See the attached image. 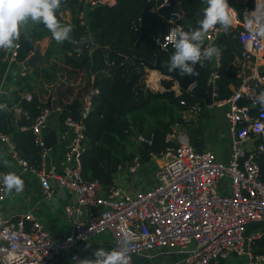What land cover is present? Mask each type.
Instances as JSON below:
<instances>
[{
  "label": "built area",
  "instance_id": "2783aa9c",
  "mask_svg": "<svg viewBox=\"0 0 264 264\" xmlns=\"http://www.w3.org/2000/svg\"><path fill=\"white\" fill-rule=\"evenodd\" d=\"M79 1L83 4L78 13L81 26L86 25V16L91 9L113 7L117 2ZM156 1L159 3L151 12L171 10V0ZM229 7L236 11L239 23L226 31L222 26H215L203 40L204 49H216L211 58L205 57L215 67L220 64L218 42L222 35L235 33L241 45V52L233 63L240 84L230 97L215 101L216 74L212 73L209 80L212 105L225 108L224 118L230 138L228 159L223 162L210 151L194 148L189 128L200 113V108L195 106L183 111L182 121L173 124L166 134L165 149L159 154H149L147 160L158 161L152 187L131 192L119 187L115 179L110 186L97 181L87 182L82 177L79 154L85 141L84 119L91 111V98L97 91L88 92L79 101L76 117H67L63 122L72 139L60 170L48 164L44 130L51 115L61 109L53 111L46 106L29 125L34 144L39 148L35 167L28 166L18 157L10 136L0 132V142L11 151L17 166L38 180L43 200L48 201L54 196L56 189L71 194L70 200L62 207L63 218L70 224L71 231L62 241H56L31 212L18 214L12 219H0V264L102 261L105 256L92 260L78 252L72 253L68 262L62 260L69 247L106 233L111 242L104 253L123 252L131 258L129 264L136 257L152 259L166 255H181L176 264H220L229 257L242 259L245 264H264V251L258 245H264V127H261L264 126V74L254 71L257 67L255 61L264 60V39L258 35L252 38L255 30L264 25V4L263 0H253V9L245 19H241L234 6ZM162 17L167 31L157 38L156 43L165 50L173 47L165 39L171 31L178 26L184 31V15L176 9ZM248 22H251V29L245 27ZM18 39H11L9 61H16ZM179 87L175 81L172 89L178 94ZM186 90L190 91L191 86ZM23 98L30 101L32 96L26 93ZM243 100L246 102L240 103ZM181 105L185 103L181 102ZM9 110L16 121L26 122V113L17 103H13ZM134 140L139 145L150 144L140 135ZM142 159L140 154L133 158L126 166L128 175L137 173ZM9 177L0 171V201L16 190V186L11 190L7 188Z\"/></svg>",
  "mask_w": 264,
  "mask_h": 264
},
{
  "label": "trees",
  "instance_id": "16d2710c",
  "mask_svg": "<svg viewBox=\"0 0 264 264\" xmlns=\"http://www.w3.org/2000/svg\"><path fill=\"white\" fill-rule=\"evenodd\" d=\"M171 10L151 9L158 5L156 0H117L113 7L99 6L87 13V23L81 26L78 13L83 4L79 0H59L54 14L59 29L71 25L65 39L57 42L52 32L51 49L47 54V62L54 59L70 77L79 78L84 87L81 92L74 93L69 84L59 82L53 75H45L36 68L22 79L23 93H30V101L23 97L12 102L0 101V132L11 137L18 157L28 166L35 167L39 160V148L35 146L29 125L39 115L42 108L50 102L56 119L64 122L67 117H76V111H68L70 99L81 100L91 91H97L91 98V111L84 119L85 141L79 154L82 177L87 182L97 181L110 186L120 167L130 164L140 154L141 163L149 158V154H159L165 147V136L173 124L182 121V113L195 106L200 111L205 103L197 93H207L210 89L211 74H216L214 84L217 88L215 101H222L232 94L231 87H238L240 79L233 66L241 52L235 33L227 32L220 38L218 49L220 64L215 67L210 59H206L204 42L191 40L200 46V59L197 60L194 86L196 93L179 87V93L172 89L176 77H191L182 67L174 66L172 57L176 49L172 46L163 50L156 43L160 35L167 31L163 15L169 11L180 9L184 15V32L190 36L202 30L200 21L208 7L206 0H171ZM237 10L241 19H245L253 9L252 0H227ZM264 4V0H263ZM66 7L70 13V21L61 16V8ZM198 28L192 31V25ZM215 26L221 27L217 23ZM16 61L23 63L34 50V41L20 35L18 39ZM46 63V62H44ZM188 67L195 68L192 61H186ZM158 68L166 73L167 78L161 80L164 91H152L146 87L148 71ZM172 69V72L168 70ZM41 81V82H40ZM42 81L51 82L54 91L51 96L42 95ZM58 82V83H57ZM32 83L35 86L31 87ZM65 84V85H64ZM28 85V86H27ZM65 86V87H64ZM39 92V93H38ZM45 94H48L45 92ZM184 102L185 105H181ZM246 100L240 103H245ZM17 103L27 116L24 129L15 127L12 112L9 110ZM2 104L6 106L3 107ZM193 124L191 121L190 126ZM142 136L150 144L134 140ZM264 251L263 243H258Z\"/></svg>",
  "mask_w": 264,
  "mask_h": 264
},
{
  "label": "crops",
  "instance_id": "0c3cea01",
  "mask_svg": "<svg viewBox=\"0 0 264 264\" xmlns=\"http://www.w3.org/2000/svg\"><path fill=\"white\" fill-rule=\"evenodd\" d=\"M60 16L64 20L70 21V13L68 10H66V7L61 8ZM40 27H43L44 30L40 29ZM197 28L198 26L196 24L192 25L191 29L193 31ZM20 33L27 38H32L34 41V50L28 55L27 59L33 55L36 49L39 50V55L42 57V59L38 60L34 67L25 69L22 66V63L8 60V55H10V50L13 45L12 40L11 46L5 45L0 47V101L12 102L18 97L22 98L25 95V93H23L21 90L24 86L22 79L26 76V73H30L35 68L39 72H42V74L53 75L57 81H63V83L69 84V89L73 91V96L74 93L82 91L84 84L79 78L70 77L71 80L67 81L66 78L68 74L62 65L56 62L54 59H51L47 62L46 57L51 49V34L48 32L47 26L44 23L33 21L29 17L25 22H22ZM255 64L257 67L254 69V71L264 74V60L259 58L257 61H255ZM166 78L167 76L161 74L155 69L149 70L147 79L145 80L146 87L152 91L162 92L164 91V88L161 86V80ZM53 84L54 83L42 81L40 92L45 91L48 93H42L43 96H51L54 91ZM33 86H35V83H32L31 87ZM234 88L235 87H231V90L233 91ZM70 100V103H72L74 100L80 101L76 99V97H72ZM224 111L225 108L223 107L219 108L214 107L213 105H205V108H203L200 113L195 116L193 124L189 128V135L194 148L198 151H210L223 162L228 159L230 141L227 122L224 118ZM13 122L15 127L19 129H24V127L27 125V122H24L25 125L19 126L21 122H18L15 119ZM52 130L55 132L56 144L48 149L47 161L48 164L54 165L60 170L62 169V165L66 160L67 147L71 142L72 135L65 129L63 123L56 119L55 115H51L48 127L46 130H44V137L47 136ZM149 161L150 160H144L141 163L137 171L139 174L147 175L149 170L144 164H147ZM126 166L119 169L114 176L117 184L123 190L134 192L138 190H144L148 185H150V187L154 185V179L153 181L149 180V184L145 183V181L148 179H144L141 187L135 188L132 185V182L127 181V179L125 181L124 179L125 175H127ZM157 167L158 166H156V169ZM0 171L4 172L10 177L20 179L23 183V188L21 191L18 192L15 190L5 199V201H0V219H12L18 214L31 212L33 217L42 223L44 228L53 236L56 241H62L69 235L71 227L70 224L63 218L62 214L63 204L69 201L71 198V194L68 191L56 190L54 195H59L58 201L55 199L51 200L52 197L48 201L43 200L38 180L33 175L23 172L22 169L17 166L11 151L4 143L1 142ZM14 194H17L16 197L13 196ZM52 214H55L56 216H53ZM256 227L261 228V226ZM250 230L251 227L249 228V231ZM110 242V235L106 233L98 235L87 242L77 243L73 247H69L64 251L62 261L68 262L70 255L77 252L88 257L89 259L94 260L96 257H98V252L101 250L103 252L107 250ZM139 258L140 257L134 258L132 264H139ZM178 261H180V259L175 262H168L166 264H176ZM220 264H245V262L237 257H229Z\"/></svg>",
  "mask_w": 264,
  "mask_h": 264
},
{
  "label": "clouds",
  "instance_id": "9594fccd",
  "mask_svg": "<svg viewBox=\"0 0 264 264\" xmlns=\"http://www.w3.org/2000/svg\"><path fill=\"white\" fill-rule=\"evenodd\" d=\"M208 7L204 11V18L200 21L202 30L195 31L191 36L184 32L182 27L178 26L173 29L169 36L165 39L173 44L176 49L175 55L172 57L174 66L184 69L180 75L187 73L189 76L198 75L193 72L192 67H188L186 61L195 63L200 59V46L194 45L190 40L203 41L210 30L215 28L217 23L221 24L226 31L230 26L239 23L236 19L237 13L233 8L229 7L227 0H206ZM59 0H0V47L5 45L11 46V39L19 37V27L29 17L36 22H42L47 29L52 32L53 38L59 42L66 38L67 32L71 30V25L67 28L59 29V23L54 14V10L58 8ZM42 18V21H41ZM245 27L251 29V22L245 24ZM264 39V25L255 30L256 36ZM180 39L177 40L176 37ZM214 47L205 49V55L211 58L215 52ZM172 72V69L168 70ZM264 127V126H261ZM9 190L16 186L19 192L23 188V183L18 178L9 177L6 180ZM98 256H105L104 260L95 262L83 260L81 264H129L130 257H126L123 252L112 251L110 254L104 253L102 250L97 253Z\"/></svg>",
  "mask_w": 264,
  "mask_h": 264
},
{
  "label": "water",
  "instance_id": "95a60500",
  "mask_svg": "<svg viewBox=\"0 0 264 264\" xmlns=\"http://www.w3.org/2000/svg\"><path fill=\"white\" fill-rule=\"evenodd\" d=\"M42 57L39 55V50L36 49L35 52L33 53V55H31L28 59H26L23 63L22 66L26 69L29 67H34L35 63L38 60H41ZM195 64V68H194V73L196 71V68L198 67V63L197 61L194 63ZM155 70L159 71L161 74L166 75L165 72H163L162 70L155 68ZM176 80H178L179 86L183 89H188L191 86V92L192 93H196V88L194 86V81H195V75H191V77H182V78H178L176 77ZM198 96L201 97V99L204 101L206 106H210L212 105V96H211V90L209 89L207 93H197ZM80 106V102L79 101H73L71 104H69L66 109L68 111H77L78 107ZM47 107H50V102H47ZM25 125L24 122H21L19 124V126ZM56 144V137H55V132L54 130L50 131L48 133L47 136L44 137V147L46 149H49L50 147H52L53 145ZM137 144L139 145V143L137 142ZM145 161H148L147 159H145ZM57 190V189H56ZM55 199L56 201L59 200V195L55 194L54 196H52L53 200Z\"/></svg>",
  "mask_w": 264,
  "mask_h": 264
},
{
  "label": "rangeland",
  "instance_id": "374dc122",
  "mask_svg": "<svg viewBox=\"0 0 264 264\" xmlns=\"http://www.w3.org/2000/svg\"><path fill=\"white\" fill-rule=\"evenodd\" d=\"M40 29L44 30L43 27H40ZM158 161L157 160H150L147 164H144L145 166L148 167V170L149 172L147 173V175H141L139 174V172H137L136 174L134 175H125L124 179L126 181H130L132 182V185L135 187V188H140L142 183H143V180H147L145 181V183H148L149 180L153 181V176H154V171L156 169V166H158ZM149 184V183H148ZM150 185H148L146 187L149 188ZM17 194H14L13 196L16 197ZM5 201V200H4ZM53 216H56L55 214H52ZM249 231V229L247 230V232ZM181 255H168V256H156L152 259H143V258H139L138 259V263L139 264H166L168 262H171V261H177L179 259H181Z\"/></svg>",
  "mask_w": 264,
  "mask_h": 264
}]
</instances>
